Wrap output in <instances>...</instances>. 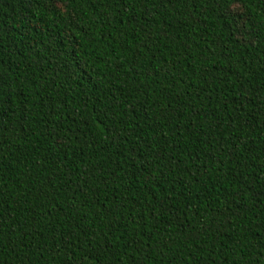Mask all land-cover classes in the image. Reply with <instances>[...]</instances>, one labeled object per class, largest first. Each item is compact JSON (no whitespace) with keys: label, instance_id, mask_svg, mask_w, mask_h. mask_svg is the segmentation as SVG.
Here are the masks:
<instances>
[{"label":"trees","instance_id":"obj_1","mask_svg":"<svg viewBox=\"0 0 264 264\" xmlns=\"http://www.w3.org/2000/svg\"><path fill=\"white\" fill-rule=\"evenodd\" d=\"M0 264H264V0H0Z\"/></svg>","mask_w":264,"mask_h":264}]
</instances>
